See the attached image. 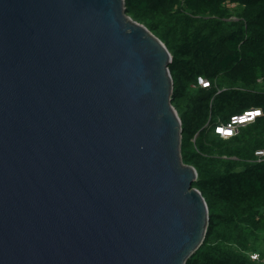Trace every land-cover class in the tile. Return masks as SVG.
Wrapping results in <instances>:
<instances>
[{
    "label": "water",
    "instance_id": "95a60500",
    "mask_svg": "<svg viewBox=\"0 0 264 264\" xmlns=\"http://www.w3.org/2000/svg\"><path fill=\"white\" fill-rule=\"evenodd\" d=\"M173 55L126 0H0V264H186L210 211Z\"/></svg>",
    "mask_w": 264,
    "mask_h": 264
},
{
    "label": "trees",
    "instance_id": "16d2710c",
    "mask_svg": "<svg viewBox=\"0 0 264 264\" xmlns=\"http://www.w3.org/2000/svg\"><path fill=\"white\" fill-rule=\"evenodd\" d=\"M126 10L173 55L182 157L209 206L206 240L186 264H262L250 254L264 255V0H126ZM251 108L262 114L237 134L216 132Z\"/></svg>",
    "mask_w": 264,
    "mask_h": 264
},
{
    "label": "built area",
    "instance_id": "2783aa9c",
    "mask_svg": "<svg viewBox=\"0 0 264 264\" xmlns=\"http://www.w3.org/2000/svg\"><path fill=\"white\" fill-rule=\"evenodd\" d=\"M198 84L205 86V84H210V80L202 75L198 76ZM262 114L261 108H251L245 110L243 113L235 114L231 116L230 120L225 123L216 126V132H218L223 138H229L238 133L239 128L250 122H253L259 115ZM257 161H264V149H258L255 152ZM253 260L261 262L264 264V255L259 252H253L250 254Z\"/></svg>",
    "mask_w": 264,
    "mask_h": 264
}]
</instances>
